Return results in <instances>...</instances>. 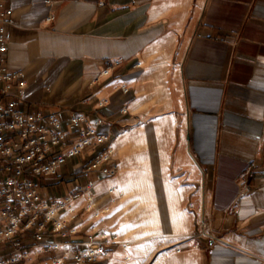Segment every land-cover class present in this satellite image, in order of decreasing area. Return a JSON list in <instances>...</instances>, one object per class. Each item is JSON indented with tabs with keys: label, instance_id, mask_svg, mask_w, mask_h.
I'll list each match as a JSON object with an SVG mask.
<instances>
[{
	"label": "crops",
	"instance_id": "crops-1",
	"mask_svg": "<svg viewBox=\"0 0 264 264\" xmlns=\"http://www.w3.org/2000/svg\"><path fill=\"white\" fill-rule=\"evenodd\" d=\"M7 5L6 65L28 82L21 107L56 114L72 139L109 136L42 177L48 200L93 180L64 215L69 240L125 246L87 264H264V0ZM108 145L119 171L83 174Z\"/></svg>",
	"mask_w": 264,
	"mask_h": 264
},
{
	"label": "built area",
	"instance_id": "built-area-1",
	"mask_svg": "<svg viewBox=\"0 0 264 264\" xmlns=\"http://www.w3.org/2000/svg\"><path fill=\"white\" fill-rule=\"evenodd\" d=\"M11 13L7 0H0V264L101 261L109 255V245L124 243L117 235L109 239L106 234L89 235L80 243H72L69 237L76 231L68 228L64 216L74 212L72 201L87 191L93 180L48 200L43 197L42 177L58 178L69 158L84 153L89 146L107 143L109 136L95 128H82L72 139V132L65 129L64 121L56 114L27 112L21 107L20 98L28 82L22 71L10 70L6 65ZM120 63L115 60L112 65ZM109 69L110 66L104 73L108 74ZM122 89L128 91L125 86ZM104 104L102 101L100 105ZM84 119L83 115H72L70 122L79 125ZM118 171L115 150L108 145L86 162L83 174L95 172L100 179ZM247 174L251 173L244 172L242 176ZM88 200L92 201L90 194ZM65 246L68 249L64 256L60 252ZM128 262L127 257L122 264Z\"/></svg>",
	"mask_w": 264,
	"mask_h": 264
}]
</instances>
